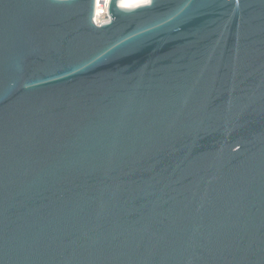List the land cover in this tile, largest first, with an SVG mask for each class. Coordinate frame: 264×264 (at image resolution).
I'll return each mask as SVG.
<instances>
[{
  "label": "water",
  "instance_id": "1",
  "mask_svg": "<svg viewBox=\"0 0 264 264\" xmlns=\"http://www.w3.org/2000/svg\"><path fill=\"white\" fill-rule=\"evenodd\" d=\"M0 0V264H264V0Z\"/></svg>",
  "mask_w": 264,
  "mask_h": 264
},
{
  "label": "built area",
  "instance_id": "2",
  "mask_svg": "<svg viewBox=\"0 0 264 264\" xmlns=\"http://www.w3.org/2000/svg\"><path fill=\"white\" fill-rule=\"evenodd\" d=\"M109 14H108V5L106 4L102 5L100 9H98V6L96 8V14L94 17V20L97 24H101L104 22L109 21Z\"/></svg>",
  "mask_w": 264,
  "mask_h": 264
},
{
  "label": "bare ground",
  "instance_id": "3",
  "mask_svg": "<svg viewBox=\"0 0 264 264\" xmlns=\"http://www.w3.org/2000/svg\"><path fill=\"white\" fill-rule=\"evenodd\" d=\"M107 1L108 0H98L97 2L98 9H100L102 5L106 4ZM146 1L148 0H121L120 3L126 6H134L140 3H144Z\"/></svg>",
  "mask_w": 264,
  "mask_h": 264
}]
</instances>
